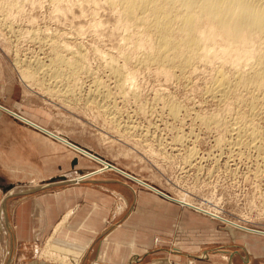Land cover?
I'll list each match as a JSON object with an SVG mask.
<instances>
[{
  "label": "rangeland",
  "instance_id": "374dc122",
  "mask_svg": "<svg viewBox=\"0 0 264 264\" xmlns=\"http://www.w3.org/2000/svg\"><path fill=\"white\" fill-rule=\"evenodd\" d=\"M88 1L0 0V56L4 61L5 71L9 77L19 84L23 90L25 89L36 103L41 104L50 112L56 119L60 129L75 140L96 148L106 154L112 161L130 170L131 174L135 175V178L134 176L132 178L145 179L160 184L173 197L182 198L186 196V199L195 203L196 206L205 207L206 210L217 212L221 216L245 226L264 229V164H262L264 163V154L260 155L263 153L262 150L257 151L258 148L253 145L254 143L250 137L244 139V136H242L244 138L240 136L236 140L239 141V138H241L240 141H246L244 143L237 141L236 143L235 137L238 136L237 134H234L237 136L233 137L234 135L228 132L224 126L221 125L222 127H220V125L214 123H208V127H206L207 122L203 121L202 118L218 112L219 115H223V118L225 117V120L231 115L229 117L231 119H228V122H230L236 117L237 110L245 107L244 104L236 103L239 106H234L235 110L227 111L225 103L215 102L208 95L206 88L209 84L204 83L211 81L212 76L210 77V75L214 74L213 71H215L219 61L209 63V65L213 64V67L208 64H199L194 71H186L183 74L180 70L175 69V75H173L174 72L168 75L165 74L163 70L154 64L149 65L147 69V66L144 67L139 64L138 55L136 56L137 52L133 53H136L133 57L131 56L132 58L135 57V60L131 58L132 61L130 60L129 64L123 62L125 57L124 54L120 53L122 50V53H125V50L130 48L126 45L131 43L127 41L126 44L125 40L127 39H124L128 35H125V33H130V29L127 31V27L121 24L118 18L117 10L110 9L105 0H100V5L96 0L94 2L92 0ZM94 3L95 5H93ZM48 35L51 39L47 38ZM58 39L61 41L59 42ZM66 40L68 44H72V47L77 45L78 49H83L85 51L83 53L90 49L83 55L88 56L84 58V64L87 65L88 63L91 67L88 65L89 69L86 68L87 66L86 69L81 68L80 72L77 71L73 75L71 68L58 64L63 74L62 77H67L56 81L50 73L52 70H47V72L38 68L35 62L39 61L40 64L46 67L54 60L52 58H55L57 49L61 53L64 51L66 56L69 53L71 54L69 56H72L70 50L72 47L67 44ZM65 41L66 43H63ZM54 44H58L59 47L54 48ZM66 45L70 46L69 49ZM66 50L69 53L65 52ZM99 52H101L100 55ZM109 53L114 57L111 58ZM117 53L120 55H117ZM105 57L108 59L107 61ZM113 58L117 59V61L114 60L116 63L118 62L117 64L122 65L123 63L125 65L124 63H126L124 66L126 73L131 72L129 73L131 76L134 74L133 79L131 78L124 86L120 84L121 82L119 83L121 81L119 77H114L115 74L109 66V60ZM133 61L138 66H134ZM214 64L216 65L215 68ZM201 65H203V68ZM229 65H226V69L232 72L233 69ZM61 66L65 67L62 68ZM126 66L127 69H125ZM134 67L140 68L136 70ZM90 71H92L91 74H89ZM195 71L197 72L195 73ZM69 72L71 73L67 74ZM83 72L86 76H83ZM95 75L100 78H94ZM169 75L173 76L170 77ZM176 75L179 77L177 78ZM184 75L188 78H185ZM63 80L67 81L64 82ZM70 81H73V83ZM129 82L131 85L128 84ZM77 85L79 86L77 87ZM102 85H104V88ZM100 89L101 91H99ZM127 92L130 93V96L127 95ZM94 93H98V95L93 96ZM169 96L174 98L173 103V99H171V102L168 101L170 100ZM170 103L179 105L180 111L178 113H181L178 114L179 116L170 113ZM223 106L224 108H222ZM104 107L109 111H106ZM218 109L222 110L221 113L216 111ZM225 114L229 116H224ZM262 119L257 117L256 122L262 124L264 122ZM223 128L224 130H222ZM224 136L229 141L223 139L224 144H220L223 143L220 138H225ZM230 136L233 143L230 141ZM225 140H227V143ZM234 143L239 146L236 145L234 148ZM69 147L75 151L70 145ZM76 153L83 155L78 151ZM83 156L92 159L87 155ZM193 208L197 209L195 206ZM197 210L202 213L206 212L199 210V208ZM205 214L218 221L220 225L231 227L228 221L226 222L209 212ZM115 217L116 212L114 211L108 223ZM44 246L41 244L37 249L32 250L30 248V251L23 247L15 249L12 245L11 235L4 230L3 233H0V264H17L30 256L45 257L49 260L61 262L58 255L52 257L49 253L47 255L43 254L46 249H44ZM260 264H264V262Z\"/></svg>",
  "mask_w": 264,
  "mask_h": 264
},
{
  "label": "crops",
  "instance_id": "0c3cea01",
  "mask_svg": "<svg viewBox=\"0 0 264 264\" xmlns=\"http://www.w3.org/2000/svg\"><path fill=\"white\" fill-rule=\"evenodd\" d=\"M0 102L37 124L0 109V233L11 235L13 248L43 244V254L58 255L62 264L264 262V232L222 226L169 197L160 184L144 179L149 186L114 169L97 171L102 162L79 155L50 132L132 173L60 129L50 112L9 77L1 56ZM61 262L30 256L17 264Z\"/></svg>",
  "mask_w": 264,
  "mask_h": 264
},
{
  "label": "bare ground",
  "instance_id": "6f19581e",
  "mask_svg": "<svg viewBox=\"0 0 264 264\" xmlns=\"http://www.w3.org/2000/svg\"><path fill=\"white\" fill-rule=\"evenodd\" d=\"M92 1L94 2V0H92ZM96 1H97V3H99L100 0H96ZM11 2H13V1H11ZM88 2H90V0ZM105 3L108 7H110V9L117 10L118 14L117 13L116 14L118 15V18H119L121 24H123L124 26L127 27V31H129L128 29H130V33H125V35L128 34L126 36L127 38L124 37V39H127V40H125L126 44H127V41L131 43V44L126 45L127 47H130V48L128 50H125L123 47H121L125 50V53H122L123 50L120 53V54H124L123 56L125 57V61H123L124 60L123 59L122 60L123 62H128V64H129V61L131 60V58L136 54V53L135 54H133V53L137 52L136 56L138 55L137 60L139 61V64L143 65L144 67L147 66V69H148L149 65L154 64L156 67L158 66L161 70H163V72H165V74L167 73V75H168V74H171L172 72H174L173 75H175V72H176V71H174L175 69L180 70L181 73L183 74V72H186V71H189V72L194 71L195 68H198L197 65H199V64H208L209 65V63H211L213 61H216V62L219 61V62H217L219 64H217L216 68H215L216 65L214 64V68H215V71H213L214 74L210 75V77L212 76L211 81L208 79L210 83L209 82L204 83V84H209L208 87L206 88L208 95L212 98V100L214 99L215 102L217 101V102H220L223 104L225 103L224 105H226L225 109L227 111H232L233 109L235 110L234 106H237L238 104H240V105L244 104L245 107L242 109H239L237 107L239 109V110H237V115L234 118L232 116L233 120L230 122H228V119H229V117H231V115L230 116L228 114L224 115V116H226V115L229 116L228 119L226 118V120H227L226 121L224 119L225 117L223 118V115L222 114H221L222 116L219 115L218 112L216 114L214 112L212 115L202 117L203 121L205 120L207 122V123L205 122L206 127H208L207 126L208 123L209 124L214 123L216 125H220V127L224 126V128H226L228 132H231V134H233V135L237 134L238 135V136L237 135L233 136V137L237 136V137H235V140H236V138H238L240 136H241V138L245 137L244 139H248L246 137H250L251 141L254 143L253 144L251 142V144L255 145L256 148H258L257 151L260 149V150H262L261 152H263L260 154V151H259L258 153L260 155L264 154V139L262 140V138H264V122L262 121L263 122L262 124H260V122L258 123L259 118H258V121L256 122L257 117H260V119L263 118L262 120H264V0H105ZM13 4H14V2H13ZM93 5H95V3ZM98 5H100V3ZM97 24H98V22H97ZM37 33L39 34V32H37ZM46 35H47V33H46ZM52 37H55V36H52ZM47 38H49V35ZM44 39H46V38H44ZM49 39H51V38H49ZM35 40H36V38H35ZM63 40H65V39H63ZM60 41L61 40H59V42ZM66 41L63 43H66ZM67 44H68V41H67ZM61 45H63V44H61ZM128 45H130V46H128ZM70 46L72 47V44H70ZM76 46H73L74 48L72 47V49H70L72 56H69L70 53L67 50L65 52H68L69 54H68V56H66V54L64 55V51H63V53H61L57 49L59 47V45L54 44L53 47L54 48L57 47L56 48L57 50L55 51L56 55H55V58H52L54 60L51 62V64H48L46 67H44L42 64H40L39 61H36L35 63L37 64L38 68L44 69L46 71L52 70V72H50V73H52V75H53V77H55L56 81L60 80L64 77H67V76L62 77L63 74L60 71V66L58 64H63L66 66V68H71L72 69L71 71H73V75L75 73H77V71H79L81 68H85L86 66H87L86 68L89 69L91 66L88 63H87V65L84 64V61H85L84 58H87L88 56L85 57L83 54H86L87 51H89L90 49L86 50V53H83L84 50L78 49V46H77V48H76ZM69 47L67 46V49H69ZM82 48H83V46H82ZM65 49H66V47H65ZM73 49H76V50H73ZM48 51H49V49H48ZM118 51L120 52V49ZM97 53H98V51H97ZM100 54H101V52H99V55ZM109 54H106V55H109L112 58L113 55L111 53H109ZM118 54L119 53H117V55ZM50 56H52V55H50ZM48 58H50V57H48ZM101 58H103V57H101ZM116 58L109 60V66L111 68V71L115 74L114 77H116V76L119 77V80H121V81H119V83L121 82L120 84H122L124 86V84L127 83L132 78V76L134 74L131 76V74H129L131 72L126 73V71L124 70V66L126 65V63H124L125 65H123V63H122V65L117 64L118 62L117 63L115 62V61H117ZM134 58H132V60H135ZM107 60L108 59L106 58V61ZM86 62H88V60H86ZM133 63H134V66L137 65V64H135V61H133ZM133 63H132V65H133ZM227 64H230L229 67L231 66V68L233 69L232 72H230V71H228V69H226ZM88 65L90 67H88ZM212 65H209V66L213 67ZM201 66L203 68V65H201ZM64 67H62V68H64ZM128 67L130 68L131 66H128ZM134 68H136V70H139L140 67H138V69H137V67H134ZM150 68L152 69V67H150ZM32 69H34V68H32ZM125 69H127V66L125 67ZM206 69H208V68H206ZM136 70H133V71H136ZM130 71H131V69H130ZM91 72L92 71H90L89 74H91ZM196 72L197 71H195V73ZM202 72H203V70H202ZM70 73L71 72H69L67 74H70ZM86 74H87V72H86ZM165 74H164V76H166ZM81 75H82V73H81ZM84 75H85V73L83 72V76ZM185 75H184V77L188 78ZM189 75H190V73H189ZM169 76H167V77L169 78ZM172 76H170V77H172ZM95 77H96V75L94 76V78ZM178 77L179 76H177V78ZM79 78H81V77H79ZM96 78H100V77L98 76ZM181 78H182V76H181ZM76 79H78V78H76ZM66 81H64V82H66ZM96 81H97V79H96ZM111 82H112V80H111ZM71 83H73V81ZM76 83H78V82H76ZM128 84H130V82ZM128 84H126V85L128 86ZM93 85H94V82H93ZM78 86L79 85H77V87ZM102 86L104 88V85H102ZM204 86H206V85H204ZM73 87H74V85H73ZM118 87H119V85H118ZM98 88H99V85H98ZM114 88H116V87H114ZM101 89L99 91H101ZM63 90H64V88H63ZM202 90H204V89H202ZM92 91H90V92H92ZM104 91H106V90L104 89ZM102 92H103V90H102ZM118 92H119V90H118ZM135 92H136V90H135ZM205 92H203V93H205ZM110 93H111V90H110ZM113 93H114V91H113ZM64 94H65V91H64ZM96 94L98 95V93H96ZM96 94L94 93L93 96ZM104 94H106V93L104 92ZM129 94L130 93H128L127 95H129ZM99 95H100V93H99ZM111 95H113V94H111ZM168 98H170V96ZM171 99H173V101ZM168 101H170V102L172 101V103H173L175 100H174V98L171 97L170 100H168ZM236 103H238V104L236 105ZM104 104H106V103H104ZM168 104L169 103L167 102V105ZM108 105L106 106L107 108H108ZM170 106H171V107H169L170 113H172L174 116L181 114V113H178L180 111L178 104L177 105L171 104ZM180 106H181V103H180ZM106 107H104V108L106 109ZM222 108H224V106ZM0 109L7 110L11 114L17 116L18 118H21L23 121L29 123L30 125H36L37 126V124L32 122L30 119H28V118L24 117L23 115L11 110L10 108L3 105L2 103H0ZM219 109L216 111H219L221 113L222 110H219ZM106 111H109V110L106 109ZM223 111H225V110H223ZM233 112L235 113L236 111H233ZM209 114H211V113H209ZM203 115H206V114H203ZM113 116H114V114H113ZM200 118H201V116L199 117V119ZM196 119H198V118H196ZM200 121H202V120H200ZM200 126H202V125H200ZM190 128H192V127H190ZM224 128L222 130H224ZM181 129H182V127H181ZM190 131H191V129H190ZM209 131H211V130H209ZM46 132L49 133L50 131H46ZM50 133L53 134V136H55L56 138L65 141L76 152L78 151V152L82 153L83 155H87L89 157H92V158L97 159L100 162H102L103 163L102 167H99L97 171H105L108 169H110V170L114 169L116 171L123 172L124 174H126L130 177L134 176V178H135V175L127 172L126 170L122 169L121 167L117 166L116 164L111 163L110 161H108L104 157L100 156L99 154L92 152L91 149H89L85 146H82V145H80L74 141H71L70 139H68L67 137H65L63 135L55 133V131L54 132L51 131ZM217 134H219V133H217ZM221 135L223 136V134H221ZM219 136H220V134H219ZM242 136H244V137H242ZM241 138H239V141L241 140ZM259 138H261V140H259ZM221 139L223 140V139H228V138L225 137V138H220V140ZM258 140L261 142H259ZM225 141L227 143V140H225ZM228 141H229V139H228ZM230 141H231V143H233L232 137H231ZM237 141H238V139L236 140V143H237ZM240 142H243V141H240ZM220 144H224V140H223V143H220ZM246 144H248V143H246ZM230 145L231 144L229 142V146ZM236 145L239 146L238 144H235L234 148L236 147ZM245 146H248V145H245ZM234 148H233V150H234ZM256 148H254V149H256ZM195 149H194V151H195ZM238 150H237V152H238ZM248 150H249V148H248ZM229 151H231V150H229ZM248 155H250V154H248ZM256 163H258V162H256ZM258 164H260V163H258ZM262 164H264V163H262ZM85 176H86V174L81 175V176L77 177L75 179V181L80 182L85 178ZM138 180H140L141 182H143L149 186H152L151 184L146 182L144 179L138 178ZM168 196L173 198V196H171V195H168ZM174 198H176V197H174ZM177 199L183 205L195 206L197 209L199 208V210H204V211L209 212L212 215H214V216H216V217H218V218H220L226 222L228 221V223L231 225L242 227V228L247 229V230L251 229V231L256 229V228H251V227L245 226L241 223L230 220L226 217H223L220 214H218L217 212H211L209 210H206V209H204L205 207L202 208L201 206H196L195 203L191 202L190 200H187L186 196H184L182 198L177 197ZM257 230H260L259 232H264V229H257ZM62 259L64 260V262H66L65 258H62Z\"/></svg>",
  "mask_w": 264,
  "mask_h": 264
}]
</instances>
